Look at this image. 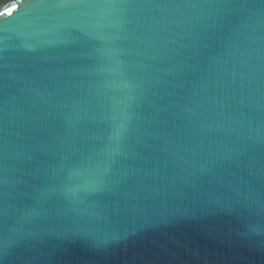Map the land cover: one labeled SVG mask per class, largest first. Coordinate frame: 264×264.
<instances>
[{"label":"water","instance_id":"water-1","mask_svg":"<svg viewBox=\"0 0 264 264\" xmlns=\"http://www.w3.org/2000/svg\"><path fill=\"white\" fill-rule=\"evenodd\" d=\"M0 264H264V0H0Z\"/></svg>","mask_w":264,"mask_h":264}]
</instances>
